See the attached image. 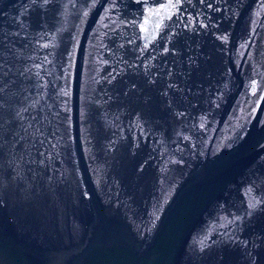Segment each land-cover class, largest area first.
<instances>
[{
  "label": "water",
  "instance_id": "water-1",
  "mask_svg": "<svg viewBox=\"0 0 264 264\" xmlns=\"http://www.w3.org/2000/svg\"><path fill=\"white\" fill-rule=\"evenodd\" d=\"M256 200L264 0H0V264H264Z\"/></svg>",
  "mask_w": 264,
  "mask_h": 264
},
{
  "label": "snow or ice",
  "instance_id": "snow-or-ice-1",
  "mask_svg": "<svg viewBox=\"0 0 264 264\" xmlns=\"http://www.w3.org/2000/svg\"><path fill=\"white\" fill-rule=\"evenodd\" d=\"M43 2L46 4V3H48V0H43ZM179 3H180V0H175L176 5H178ZM172 6H175V5H172ZM157 27H160V25L157 24ZM261 203H264V201L256 200V201L250 202L249 203V215H251L253 212H255ZM201 244H203V241H201ZM244 244L246 246L247 242H244Z\"/></svg>",
  "mask_w": 264,
  "mask_h": 264
}]
</instances>
